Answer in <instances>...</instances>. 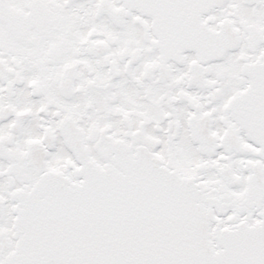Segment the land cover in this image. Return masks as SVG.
<instances>
[{
    "label": "snow or ice",
    "instance_id": "snow-or-ice-1",
    "mask_svg": "<svg viewBox=\"0 0 264 264\" xmlns=\"http://www.w3.org/2000/svg\"><path fill=\"white\" fill-rule=\"evenodd\" d=\"M0 264H264V0H0Z\"/></svg>",
    "mask_w": 264,
    "mask_h": 264
}]
</instances>
